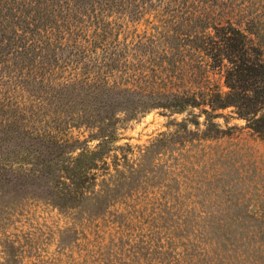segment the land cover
<instances>
[{"label": "trees", "instance_id": "trees-1", "mask_svg": "<svg viewBox=\"0 0 264 264\" xmlns=\"http://www.w3.org/2000/svg\"><path fill=\"white\" fill-rule=\"evenodd\" d=\"M126 2L0 0V208L33 197L99 215L166 140L217 137L230 118L264 140V59L247 33L230 18L192 14L186 36L162 32L163 53L133 61L110 45L106 20ZM182 40L220 71L223 88H178L171 66ZM153 109L190 118L140 150L138 165L118 130ZM71 128L87 135L67 136Z\"/></svg>", "mask_w": 264, "mask_h": 264}, {"label": "rangeland", "instance_id": "rangeland-1", "mask_svg": "<svg viewBox=\"0 0 264 264\" xmlns=\"http://www.w3.org/2000/svg\"><path fill=\"white\" fill-rule=\"evenodd\" d=\"M112 11L110 45L133 61L163 53L162 32L186 36L191 15L205 13L237 23L264 59V0H127ZM182 44L171 66L178 88H223L220 71ZM188 113L138 115L120 125L117 144L131 145L129 159L139 165L140 150L174 133ZM241 124L230 118L217 137L162 142L130 192L99 215L33 197L0 208V264H264V140Z\"/></svg>", "mask_w": 264, "mask_h": 264}]
</instances>
